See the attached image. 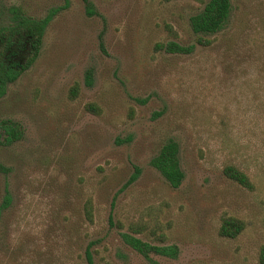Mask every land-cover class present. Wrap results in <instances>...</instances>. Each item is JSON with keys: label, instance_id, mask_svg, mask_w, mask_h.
<instances>
[{"label": "rangeland", "instance_id": "obj_1", "mask_svg": "<svg viewBox=\"0 0 264 264\" xmlns=\"http://www.w3.org/2000/svg\"><path fill=\"white\" fill-rule=\"evenodd\" d=\"M12 7L51 19L0 99V121L18 132L0 144V206L11 197L0 264H86L90 244L94 264H259L264 0H232L224 28L201 35L209 45L196 42L190 19L203 3L193 0H0V25ZM168 42L192 50L157 48ZM169 141L176 188L152 164ZM228 166L253 189L227 178ZM225 218L244 223L237 237L219 235ZM126 233L176 251L145 257Z\"/></svg>", "mask_w": 264, "mask_h": 264}, {"label": "trees", "instance_id": "obj_2", "mask_svg": "<svg viewBox=\"0 0 264 264\" xmlns=\"http://www.w3.org/2000/svg\"><path fill=\"white\" fill-rule=\"evenodd\" d=\"M162 1L170 2L173 0ZM193 1L203 3L202 10L190 19L193 32L198 36L196 42L200 45H209L211 42L202 39L201 35L215 34L224 28L231 16L232 0ZM50 19V16L40 19L27 16L21 8L12 7L9 9L7 23L0 25V99L5 95L8 86L14 83L38 56ZM157 48L173 54H186L192 50V46H183L175 42L158 44ZM76 90V87L72 90L74 96ZM87 109L90 112H99L98 107L94 104H89ZM17 137L18 132L15 125L6 120L0 121V144L11 143ZM177 148L178 146L174 141H169L161 148L158 156L152 160L153 166L172 188L178 187L183 179L177 159ZM6 171L7 169L0 163V173H5ZM224 175L245 189H253V184L248 176L235 167H226ZM10 201L11 197L6 191L3 203L0 206V216L2 211L9 206ZM84 213L86 219L92 222L93 206L91 201L85 204ZM243 229L244 223L242 221L234 218H225L222 220L219 235L232 239L237 237ZM122 238L125 244L145 257H148L152 252L168 256L173 255L176 251L174 247L170 246H152L127 233L122 234ZM92 246L93 244H90L84 251L86 264H94ZM258 262L259 264H264V245L259 250Z\"/></svg>", "mask_w": 264, "mask_h": 264}]
</instances>
